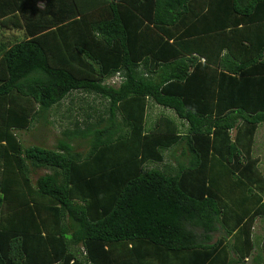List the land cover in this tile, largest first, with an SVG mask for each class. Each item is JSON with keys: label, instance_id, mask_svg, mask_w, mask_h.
Here are the masks:
<instances>
[{"label": "trees", "instance_id": "1", "mask_svg": "<svg viewBox=\"0 0 264 264\" xmlns=\"http://www.w3.org/2000/svg\"><path fill=\"white\" fill-rule=\"evenodd\" d=\"M0 29V264H248L264 0H0ZM75 92L106 114L21 142Z\"/></svg>", "mask_w": 264, "mask_h": 264}, {"label": "rangeland", "instance_id": "2", "mask_svg": "<svg viewBox=\"0 0 264 264\" xmlns=\"http://www.w3.org/2000/svg\"><path fill=\"white\" fill-rule=\"evenodd\" d=\"M22 36L23 35L21 31H3L2 29H0V42L8 40L9 43H14ZM110 83L117 85L119 83V79L113 78L112 80H110ZM106 104L107 102L101 99L100 97L75 92L70 98L64 101L61 106L56 107L51 111L50 121L53 124L40 128H38L36 125V127H33L32 130L29 132H20V135H18V137L20 138L21 142L24 143L26 146L42 145L47 148H55L58 144L59 139L64 136L63 132L69 128L74 129L75 122L77 120L86 119L88 115H91L92 118L89 121H94V118H96L98 114L102 112L106 114ZM95 110H97L98 112L96 113ZM162 111L165 110L153 105L149 109L148 122L152 123L156 119L158 114ZM260 131L261 129H259V134ZM260 136L257 138V153H261L260 149L263 150V148L261 147L262 141H260ZM78 145L82 147V149L86 146L84 141H79ZM187 151L188 150L184 144L175 149L166 151V163L174 165L178 162V160L186 161ZM185 153L186 155H184ZM151 167H162V165L152 164ZM49 172V170L45 169L39 170L37 174L33 177L34 181L39 176ZM258 250L260 249H257V251Z\"/></svg>", "mask_w": 264, "mask_h": 264}, {"label": "crops", "instance_id": "3", "mask_svg": "<svg viewBox=\"0 0 264 264\" xmlns=\"http://www.w3.org/2000/svg\"><path fill=\"white\" fill-rule=\"evenodd\" d=\"M155 106H157V105H155ZM158 107H160V106H158ZM160 108H162V107H160ZM162 109L165 111H162L161 113H159L158 116L160 114L166 113L172 117H176L175 114L171 110L164 109V108H162ZM158 116L156 117V119L152 123L156 122ZM50 118H51V116H50ZM149 124H151V123H149ZM37 127L38 128L45 127V125H38ZM259 129H261L260 134L258 133ZM259 129H258L257 134H256V143H255V147H254V157L257 159L258 158L260 159V162H261L260 167L262 168V170L264 172V124L261 125L259 127ZM259 136L261 139L260 141H262L261 147L263 148V150L260 149L261 153L260 152L257 153V150H256L257 138ZM254 238L256 240L255 241L256 242L255 243L256 249L253 252L252 256L249 257L248 264H264V252H263V250H264V219L263 218L257 219V221L255 223ZM257 249H260V250L257 251Z\"/></svg>", "mask_w": 264, "mask_h": 264}, {"label": "clouds", "instance_id": "4", "mask_svg": "<svg viewBox=\"0 0 264 264\" xmlns=\"http://www.w3.org/2000/svg\"><path fill=\"white\" fill-rule=\"evenodd\" d=\"M117 79H120L118 76L116 77Z\"/></svg>", "mask_w": 264, "mask_h": 264}]
</instances>
